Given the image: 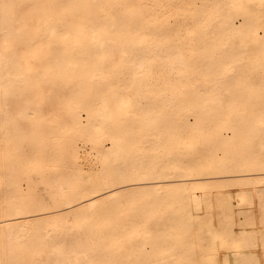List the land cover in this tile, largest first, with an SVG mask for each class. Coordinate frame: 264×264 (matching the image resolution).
<instances>
[{
  "label": "bare ground",
  "instance_id": "bare-ground-1",
  "mask_svg": "<svg viewBox=\"0 0 264 264\" xmlns=\"http://www.w3.org/2000/svg\"><path fill=\"white\" fill-rule=\"evenodd\" d=\"M13 4L0 264H264V0Z\"/></svg>",
  "mask_w": 264,
  "mask_h": 264
},
{
  "label": "snow or ice",
  "instance_id": "snow-or-ice-1",
  "mask_svg": "<svg viewBox=\"0 0 264 264\" xmlns=\"http://www.w3.org/2000/svg\"><path fill=\"white\" fill-rule=\"evenodd\" d=\"M25 6L23 5H0V8H3V9H11V15L13 16V18H15L17 15H21L22 14V9L24 8ZM238 8L240 9L241 12H246V6L241 4V5H238ZM262 23H264V20H262ZM53 35H55V30H53ZM262 46H264V41H262ZM103 47V45L101 46ZM104 55L101 54V59H104ZM92 207H95V205L93 204ZM208 235L211 236L212 235V232H211V229H209V232H208ZM193 247V255L190 256V258L185 262V264H201V262L197 259H195L194 257V252H195V245L192 246ZM214 250V248L212 249ZM203 264H216V261L215 260H212V259H209L205 262H203ZM246 264H248V262H246Z\"/></svg>",
  "mask_w": 264,
  "mask_h": 264
}]
</instances>
